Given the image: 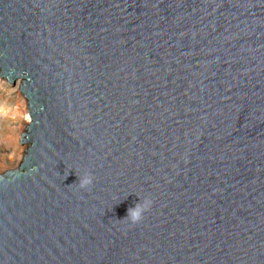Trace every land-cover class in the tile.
Masks as SVG:
<instances>
[{
	"label": "water",
	"instance_id": "obj_1",
	"mask_svg": "<svg viewBox=\"0 0 264 264\" xmlns=\"http://www.w3.org/2000/svg\"><path fill=\"white\" fill-rule=\"evenodd\" d=\"M0 78V264H264V0H0Z\"/></svg>",
	"mask_w": 264,
	"mask_h": 264
},
{
	"label": "rangeland",
	"instance_id": "obj_2",
	"mask_svg": "<svg viewBox=\"0 0 264 264\" xmlns=\"http://www.w3.org/2000/svg\"><path fill=\"white\" fill-rule=\"evenodd\" d=\"M4 83H7V82H4ZM13 85L14 84H12L9 87H12ZM13 87L15 89V86ZM17 93H18V89L17 90L15 89L14 92L13 91L7 92L4 90L3 85H0V175L4 174L7 171L14 170L19 166V164L16 166V164L13 163V154L15 153L14 151L15 145L16 146L18 145L17 146L18 148L22 145L20 142L16 143V141L12 139L14 136H11L9 134V130L13 129L14 127H17L19 123H21L23 120L21 116L20 117L18 116L17 111H20V110L15 106L16 102L14 98L16 97ZM5 108H9L10 113L6 117H2L1 115L3 114V110ZM12 143H15V144H12Z\"/></svg>",
	"mask_w": 264,
	"mask_h": 264
},
{
	"label": "bare ground",
	"instance_id": "obj_3",
	"mask_svg": "<svg viewBox=\"0 0 264 264\" xmlns=\"http://www.w3.org/2000/svg\"><path fill=\"white\" fill-rule=\"evenodd\" d=\"M1 79H0V85H3V88H4L5 91H7V92H12L13 91L14 92L15 89L16 90L18 89V93H17L16 97L14 98V100L16 102L15 106L20 110V111H17V114H18L19 117L21 116L23 118V120H22V122L20 121L21 123H19V125L17 124L18 125L17 127H14L13 129H10L9 130V134L11 136H14L12 139H14L16 141V143H19L21 141L20 140L21 136L25 132L26 127L30 124V122L32 120V117H31L30 112L28 110L27 100L21 94H19L20 93L19 92V83H16V84L13 85V86H15V89H14L13 86H12L13 88L9 87V86L12 85V83L8 82L7 79H3V78H1ZM4 82H7V83H4ZM9 113H10V109L9 108H5L3 110V114L1 116L2 117H6L7 115H9ZM12 144H15V143H12ZM21 145L22 146H20L19 148L17 147L18 145L17 146L15 145V150L13 149L15 151V153L13 154V163H15L16 166L18 164L19 165L21 164L22 158H23V154H25L26 144L23 143Z\"/></svg>",
	"mask_w": 264,
	"mask_h": 264
},
{
	"label": "clouds",
	"instance_id": "obj_4",
	"mask_svg": "<svg viewBox=\"0 0 264 264\" xmlns=\"http://www.w3.org/2000/svg\"><path fill=\"white\" fill-rule=\"evenodd\" d=\"M78 177V189L84 190V191H90L92 186L94 185V176L89 171H84L81 175ZM153 199L150 196H145L143 198L139 199V202L135 204L134 207H130L127 210V215L124 219L128 221L130 226L137 225L141 223L144 218L145 214L151 211V208L153 206Z\"/></svg>",
	"mask_w": 264,
	"mask_h": 264
}]
</instances>
